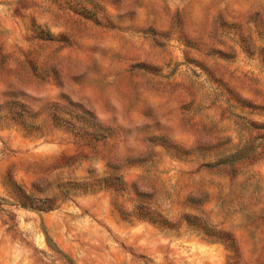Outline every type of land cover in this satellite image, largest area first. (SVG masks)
I'll use <instances>...</instances> for the list:
<instances>
[{
	"label": "rangeland",
	"instance_id": "obj_1",
	"mask_svg": "<svg viewBox=\"0 0 264 264\" xmlns=\"http://www.w3.org/2000/svg\"><path fill=\"white\" fill-rule=\"evenodd\" d=\"M262 126L264 0H0V264H264Z\"/></svg>",
	"mask_w": 264,
	"mask_h": 264
},
{
	"label": "trees",
	"instance_id": "obj_2",
	"mask_svg": "<svg viewBox=\"0 0 264 264\" xmlns=\"http://www.w3.org/2000/svg\"><path fill=\"white\" fill-rule=\"evenodd\" d=\"M264 127V126H262ZM233 155H229L227 158L232 157ZM218 166H213V165H206V169L213 170L212 171H221L223 170V168L221 167H225V165L223 163H221V161H217ZM105 190H109L112 192H116V188L115 185H106L105 186ZM32 203V202H31ZM45 203H50L49 200H44V201H40L38 204H31V208L35 209V210H42L45 211L49 208H47V206H45ZM23 207L24 204H23ZM49 207V206H48ZM123 212V214L125 216H131L137 220H147L149 222L152 223H158V224H162L168 227H178L179 225H181L182 223L185 224L186 228L188 229H196L198 228L197 226V222L194 220L195 218H191L188 215H181L178 220L176 222H171L169 220H167L165 217H163L159 212L155 211V210H151V208L149 206H144V205H140L137 204L135 206H133V210L130 212H124V210H121ZM211 240L210 241H216L214 239V237L217 235L213 230H205L204 232ZM225 235V234H223ZM226 238L225 240H223V244L225 245V247L231 251H233V253H236V248H235V243L234 240H232L231 238H228L227 235H225ZM236 255V254H235Z\"/></svg>",
	"mask_w": 264,
	"mask_h": 264
}]
</instances>
